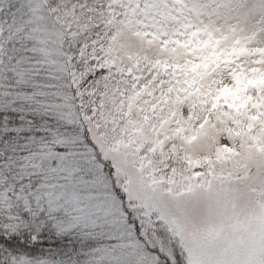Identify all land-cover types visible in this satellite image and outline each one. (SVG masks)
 <instances>
[{"label":"snow or ice","instance_id":"snow-or-ice-1","mask_svg":"<svg viewBox=\"0 0 264 264\" xmlns=\"http://www.w3.org/2000/svg\"><path fill=\"white\" fill-rule=\"evenodd\" d=\"M0 264H264V0H0Z\"/></svg>","mask_w":264,"mask_h":264}]
</instances>
